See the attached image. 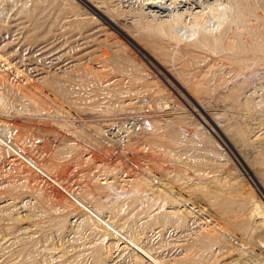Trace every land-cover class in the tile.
<instances>
[{
    "label": "rangeland",
    "instance_id": "374dc122",
    "mask_svg": "<svg viewBox=\"0 0 264 264\" xmlns=\"http://www.w3.org/2000/svg\"><path fill=\"white\" fill-rule=\"evenodd\" d=\"M27 1L45 3L37 39ZM42 1L0 0V135L62 187L0 143V264H153L70 192L159 263L264 264V64L230 81L242 48L147 26L229 0Z\"/></svg>",
    "mask_w": 264,
    "mask_h": 264
},
{
    "label": "bare ground",
    "instance_id": "6f19581e",
    "mask_svg": "<svg viewBox=\"0 0 264 264\" xmlns=\"http://www.w3.org/2000/svg\"><path fill=\"white\" fill-rule=\"evenodd\" d=\"M4 1V0H3ZM14 1V0H13ZM21 1V0H20ZM38 0H35V2ZM42 1V0H40ZM191 1V0H190ZM195 1V0H192ZM204 1V0H203ZM115 2V1H114ZM148 2V1H147ZM145 2V3H147ZM179 2V1H178ZM183 2V1H182ZM222 2V1H221ZM21 3V2H20ZM39 3V2H38ZM41 3V2H40ZM39 3V4H40ZM95 3V2H94ZM156 3L159 6L158 10H152L156 13L160 10L164 11H171L172 9L170 5L171 2L168 4L167 8L161 9L160 5L164 4V2L160 1H154L149 2L150 8H155ZM19 4V3H18ZM44 5L45 3H41ZM36 5V7H31L30 2L27 1L22 5V10L20 12L29 15L32 30H33V38H36L40 35L37 34L42 27H44L46 24L44 21H42L39 16L37 15V9L42 5ZM102 4V3H101ZM115 4V3H114ZM165 4V5H166ZM224 6V10L218 11L216 9V15L214 18H204L203 20H194L191 22L190 25H182L179 20L172 19H166L164 16H162L164 19L161 18V20L152 19L147 21V26L151 29H154L157 32H162L165 34H171L174 33L177 35L178 39L181 41L186 42L187 44L197 45L205 47L206 49L211 50L213 53L220 52L222 48H242V52H233L232 54L228 53L227 56L225 55V59L227 60L226 64L231 65L235 64L237 67V71H235V74H233L230 81H234L236 77L241 76L242 73H247L250 71V68L252 66L258 67L259 65L264 64V0H229L226 3H221ZM2 5V4H1ZM34 5V4H33ZM117 5V4H116ZM47 6V5H46ZM45 6V7H46ZM44 7V8H45ZM111 7V6H110ZM148 7V8H149ZM175 7V6H174ZM173 7V8H174ZM204 7V6H203ZM1 8V7H0ZM20 8V7H18ZM10 9V8H9ZM200 9V8H199ZM203 9V8H202ZM16 10V9H15ZM39 10V9H38ZM201 10V9H200ZM218 11V12H217ZM154 12V13H155ZM161 12V13H162ZM147 14V13H146ZM158 14V13H157ZM122 15V14H121ZM142 15V14H141ZM156 15V14H155ZM225 15H228L229 18L227 20H224ZM199 16V15H198ZM201 16V15H200ZM135 18V17H134ZM197 18V17H196ZM145 19V17H144ZM148 19V18H147ZM143 20V19H142ZM111 21V20H110ZM124 23V22H123ZM136 24V23H135ZM144 25V24H143ZM232 25L237 26V29H242V31H238L233 37L228 36L231 30ZM145 26V25H144ZM47 29V26L45 27ZM17 30V29H16ZM10 32V31H9ZM247 35L250 37V40H244V35ZM38 35V36H37ZM43 35V34H42ZM244 39H243V38ZM21 39V38H20ZM226 41L227 43H223V41ZM13 41V40H12ZM3 42V41H2ZM3 45V44H2ZM20 45V44H19ZM40 47V46H39ZM37 49V48H36ZM174 49V48H173ZM50 50V49H49ZM16 51V50H15ZM227 51V50H226ZM238 51V50H237ZM159 52V51H158ZM189 52V51H188ZM14 53V52H13ZM44 54V53H43ZM167 54V53H166ZM220 54V53H219ZM21 55V54H20ZM46 55V54H44ZM32 56V55H31ZM1 57V56H0ZM53 57V56H52ZM30 58V57H29ZM214 59V58H213ZM81 60V59H80ZM165 60V59H164ZM96 61V60H95ZM166 61V60H165ZM176 61V60H174ZM27 62V61H26ZM45 62V61H44ZM9 62H7L8 64ZM168 63V62H167ZM231 63V64H230ZM76 64V63H75ZM5 65V64H4ZM3 65V66H4ZM9 65V64H8ZM12 65V63H11ZM69 65V64H68ZM210 65V63H209ZM225 65V64H224ZM10 66V65H9ZM57 66V65H56ZM84 66V65H83ZM164 66V65H163ZM204 66V65H203ZM232 66V65H231ZM16 67V66H15ZM43 67V66H41ZM91 67V66H90ZM196 68V67H195ZM227 68V67H226ZM253 68V67H252ZM45 69V68H44ZM48 69V68H47ZM64 69V68H63ZM69 69V68H68ZM203 69V68H202ZM207 69V68H206ZM221 70V69H219ZM228 70V69H226ZM255 70V69H254ZM253 69L250 71H254ZM205 71V70H204ZM207 71V70H206ZM205 71V72H206ZM216 71V70H215ZM3 72V71H2ZM14 72V70H13ZM89 72V71H88ZM34 73V72H33ZM202 73V72H201ZM16 74V73H15ZM18 74V73H17ZM210 75V74H209ZM10 76V75H9ZM12 76V75H11ZM199 76V75H198ZM207 76V75H206ZM1 77V76H0ZM200 77V76H199ZM210 77V76H209ZM206 77V78H209ZM211 78V77H210ZM221 78V77H220ZM13 79V78H12ZM230 79V78H229ZM41 84H43L44 87L51 88L50 91H52L53 95H55L57 98L61 99H67L69 88L65 87V85L56 77L49 76V77H42ZM201 80V79H200ZM207 80V79H206ZM210 80V79H209ZM208 80V81H209ZM212 80V78H211ZM223 80V79H222ZM14 81V80H13ZM228 81V82H230ZM3 82V81H1ZM15 82V81H14ZM32 82V81H31ZM201 82V81H199ZM218 82V81H217ZM240 82V81H239ZM19 83V82H18ZM203 83V82H202ZM210 83V82H209ZM57 86L56 89H54L53 85ZM222 84V83H220ZM227 84V83H226ZM202 85V84H201ZM244 85V84H243ZM53 86V87H50ZM220 86V85H219ZM14 89V87H13ZM16 89V88H15ZM195 89V88H194ZM198 90V89H197ZM17 91V90H16ZM49 91V92H50ZM1 92V91H0ZM17 94V93H16ZM28 95V93H27ZM188 95L191 96L189 92ZM234 95V94H233ZM255 96V95H254ZM258 96V95H257ZM262 96V95H261ZM253 97V96H252ZM259 97V96H258ZM263 98V97H262ZM253 99H251L252 101ZM254 102V100H253ZM252 102V103H253ZM258 102V101H256ZM255 105V102L254 104ZM263 106V105H262ZM0 143L7 146V148L14 152L15 154L21 156L25 161H27L32 167L38 170L42 175L46 177L47 180H50L57 184L58 186H61L60 183L51 177L44 169L36 165L34 161H32L30 158L25 156L24 154H21L16 148L15 145H13L10 142H7L5 138H3L2 135H0ZM53 183V184H54ZM191 183V182H190ZM188 186V185H187ZM62 187V186H61ZM186 187V186H185ZM200 187V186H199ZM192 188V187H191ZM183 189V188H182ZM188 190V189H187ZM185 192V191H184ZM203 192V191H202ZM68 193V192H67ZM71 197L85 210H87L90 214H92L100 223L102 222L105 226L110 228L113 232H115L124 242L131 246L133 249H135L141 257H143L147 262L153 263V264H160L156 257L152 255L150 249L144 248L138 240H135L132 238V236H128L125 233H123L121 230H119L117 227L113 225V223L105 218L103 215H101L99 212L95 211L87 202L84 200H81L74 196L71 192ZM69 194V195H70ZM161 199V198H160ZM157 200V199H156ZM162 201V199H161ZM210 202V201H209ZM102 206V205H101ZM173 212V211H172ZM172 216V215H171ZM175 216V215H173ZM191 226V225H190ZM124 245V244H123ZM162 264V263H161Z\"/></svg>",
    "mask_w": 264,
    "mask_h": 264
}]
</instances>
